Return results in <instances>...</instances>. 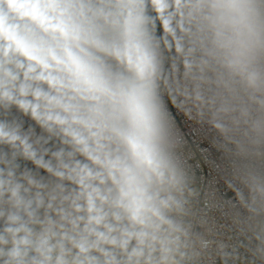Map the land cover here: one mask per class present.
I'll list each match as a JSON object with an SVG mask.
<instances>
[{"label":"clouds","instance_id":"9594fccd","mask_svg":"<svg viewBox=\"0 0 264 264\" xmlns=\"http://www.w3.org/2000/svg\"><path fill=\"white\" fill-rule=\"evenodd\" d=\"M0 264H264V0H0Z\"/></svg>","mask_w":264,"mask_h":264},{"label":"built area","instance_id":"2783aa9c","mask_svg":"<svg viewBox=\"0 0 264 264\" xmlns=\"http://www.w3.org/2000/svg\"><path fill=\"white\" fill-rule=\"evenodd\" d=\"M173 115L175 116L176 122L183 125L184 123V116L182 113H180L178 110L173 111ZM206 151V149H205Z\"/></svg>","mask_w":264,"mask_h":264}]
</instances>
